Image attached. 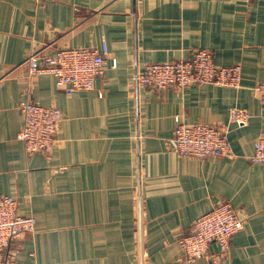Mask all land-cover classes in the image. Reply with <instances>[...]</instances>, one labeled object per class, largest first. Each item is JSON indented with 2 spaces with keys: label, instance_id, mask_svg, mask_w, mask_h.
Instances as JSON below:
<instances>
[{
  "label": "crops",
  "instance_id": "crops-1",
  "mask_svg": "<svg viewBox=\"0 0 264 264\" xmlns=\"http://www.w3.org/2000/svg\"><path fill=\"white\" fill-rule=\"evenodd\" d=\"M108 49L90 89L58 86L29 73L33 49ZM216 65L239 63L240 87L182 89L137 84L146 63L196 48ZM116 59V66L110 64ZM264 0H0V194L35 217L6 254L37 264H188L179 238L221 199L243 224L227 250L212 242L197 264H264V163L250 159L264 137ZM62 111L50 150L26 152L17 133L21 99ZM245 108L246 125L228 123ZM228 124L230 153H176V119Z\"/></svg>",
  "mask_w": 264,
  "mask_h": 264
},
{
  "label": "built area",
  "instance_id": "built-area-1",
  "mask_svg": "<svg viewBox=\"0 0 264 264\" xmlns=\"http://www.w3.org/2000/svg\"><path fill=\"white\" fill-rule=\"evenodd\" d=\"M108 49L102 47H65L52 53L33 48L25 58L29 73H49L58 86L74 89H90L108 65ZM116 59L110 64L116 66ZM242 67L239 63L216 65L213 53L207 48H196L188 57L174 61L146 63L134 75L137 84L162 89L175 86L182 89L191 84L214 83L221 86L240 87ZM264 106V80L252 87ZM19 109L22 125L17 138L27 152L50 150L57 142V131L62 120V111L53 105H44L29 98L21 99ZM249 112L242 107H231L228 121L246 125ZM174 150L182 156L207 157L226 154L230 151L227 129L202 122L186 123L176 119L173 134ZM250 159L264 163V137L253 143ZM243 219L233 204L225 199L218 201L209 211L197 216L189 233L179 242L188 264H197L212 242L227 250L232 235L240 229ZM36 220L32 215L17 212V199L10 194H0V264H37L20 261L5 249L12 238L22 232L35 230Z\"/></svg>",
  "mask_w": 264,
  "mask_h": 264
},
{
  "label": "rangeland",
  "instance_id": "rangeland-1",
  "mask_svg": "<svg viewBox=\"0 0 264 264\" xmlns=\"http://www.w3.org/2000/svg\"><path fill=\"white\" fill-rule=\"evenodd\" d=\"M198 48H200V47H198ZM213 53V52H212ZM228 123L229 124H234V123H231V122H229L228 121ZM209 124V123H208ZM212 125V124H211ZM236 125V124H235ZM215 126V125H214ZM216 127H218V126H216ZM219 128H225V129H227V136H228V140H229V129H228V124L225 126V127H219ZM229 144H230V140H229ZM25 149V148H24ZM27 152V151H26ZM28 153H30V152H28ZM177 153V152H176ZM228 153H230V151L228 152ZM228 153H226V154H228ZM178 154V153H177ZM222 155H225V154H222ZM182 156V155H181ZM214 156H216V155H214ZM218 156V155H217ZM189 157H198V156H189ZM225 200H227V199H225ZM229 201V200H228Z\"/></svg>",
  "mask_w": 264,
  "mask_h": 264
}]
</instances>
